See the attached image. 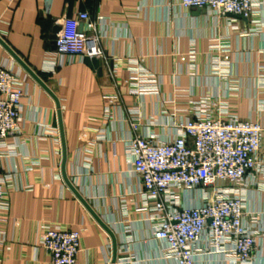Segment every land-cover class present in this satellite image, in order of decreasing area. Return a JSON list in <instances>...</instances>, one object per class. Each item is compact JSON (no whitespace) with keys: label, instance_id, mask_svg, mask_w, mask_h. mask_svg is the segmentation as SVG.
<instances>
[{"label":"crops","instance_id":"1","mask_svg":"<svg viewBox=\"0 0 264 264\" xmlns=\"http://www.w3.org/2000/svg\"><path fill=\"white\" fill-rule=\"evenodd\" d=\"M181 0H0V37L32 68L60 101L66 143L64 165L55 99L0 43V62L25 79L20 132L0 148V171L9 177V208L0 212V264H52L42 246L45 230H79L77 264H112L114 245L64 179H68L116 236L114 264H177L162 256L163 245L137 210L144 202L133 173L127 141L136 114L142 133L173 137L174 121L192 116L193 103L219 99L241 119L264 125V17L216 15L183 8ZM97 20L100 45L109 57L102 74L84 59L63 62L53 47V28L80 29L78 13ZM259 23V25H257ZM229 45L226 63L215 69L212 45ZM195 62L189 59L192 46ZM57 59V65L50 61ZM159 77L158 95L129 93L130 60ZM115 61L116 83L108 77ZM109 107V115L107 108ZM158 124L149 129L148 123ZM168 125V126H167ZM249 181L247 210L264 226V175ZM249 225V220L247 219ZM199 264H220L217 255ZM253 264H264V232Z\"/></svg>","mask_w":264,"mask_h":264},{"label":"built area","instance_id":"2","mask_svg":"<svg viewBox=\"0 0 264 264\" xmlns=\"http://www.w3.org/2000/svg\"><path fill=\"white\" fill-rule=\"evenodd\" d=\"M180 4L186 9H208L216 15L264 17V0H181ZM78 20L83 30H69L61 24L56 38L59 59L96 58L102 68L107 66L110 59L100 45L97 20L88 11L79 12ZM228 50L223 41L212 45L216 71L226 63ZM196 54L193 45L191 62H195ZM130 61L135 63L130 68V95H158L159 77L139 60ZM114 62L108 77L115 84L118 68ZM50 63L55 67L58 62L55 58ZM25 81L0 62V148H6L5 140L20 132ZM259 83L264 86L263 73ZM192 108V116L169 125L175 134L167 139H160L150 128L158 124L155 120L148 123L151 130L142 133V120L136 114L130 116L132 136L127 141V153L144 199L137 210L144 214L142 221L152 229L154 238L162 243L165 260L199 264V256L207 254L220 257V264H253L257 237L264 226L247 210L245 189L257 175H264V125L239 118L219 99L202 98ZM10 187L9 177L0 171V212L9 208ZM41 243L52 264H77L79 230L51 227L43 232Z\"/></svg>","mask_w":264,"mask_h":264},{"label":"water","instance_id":"3","mask_svg":"<svg viewBox=\"0 0 264 264\" xmlns=\"http://www.w3.org/2000/svg\"><path fill=\"white\" fill-rule=\"evenodd\" d=\"M62 27L59 24H56L53 28V47L54 49L57 48V34L61 31ZM80 30H83V25L80 26ZM0 43L5 47V49L13 56V58L33 77L40 85H42L55 99L57 109H58V115H59V124H60V133H61V140H62V147H63V156H64V165L66 161V143H65V136H64V129H63V122H62V114H61V106L60 101L58 97L53 93V91L46 85V83L42 80V78L32 69L30 68L23 60L22 58L0 37ZM84 62L90 66L91 68H94L97 70L98 74H102V67L101 63L96 58H89L85 57ZM63 175L64 179L67 182V184L71 187V189L76 193V195L82 200V202L85 204V206L90 210V212L94 215V217L97 219V221L108 231V233L111 235L113 239V245H114V253H113V259L112 264H114L117 260V241L116 236L112 229L105 224V222L100 218V216L93 210V208L88 204V202L82 197V195L77 191V189L74 187V185L71 183V181L68 179L65 167L63 169Z\"/></svg>","mask_w":264,"mask_h":264}]
</instances>
